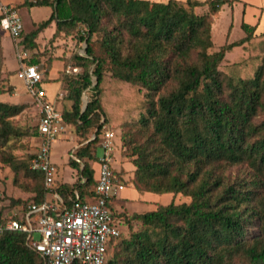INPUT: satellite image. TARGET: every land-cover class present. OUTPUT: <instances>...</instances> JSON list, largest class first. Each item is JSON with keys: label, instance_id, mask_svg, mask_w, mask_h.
Returning <instances> with one entry per match:
<instances>
[{"label": "trees", "instance_id": "1", "mask_svg": "<svg viewBox=\"0 0 264 264\" xmlns=\"http://www.w3.org/2000/svg\"><path fill=\"white\" fill-rule=\"evenodd\" d=\"M234 1L24 0L22 4L51 10L35 31L22 33L25 51L34 50L39 31L52 24L54 36L84 28L80 40L85 42V55L68 59L81 72L63 71L57 77L63 99L70 102L68 109L60 110L63 120L75 137H81L68 161L77 179L55 187L63 204L69 207L76 199L97 198L99 132L110 124L108 119L116 121L115 112L101 105L106 74L114 85L136 87L140 95L138 125L128 133L125 149L135 168L132 186L138 192L189 198L188 203L171 202L132 214L126 221H136L139 229L124 236L125 220L111 197L108 207L119 222L120 234L109 241L105 264H233L237 258L264 264V53L260 57L251 48L256 40L264 47V33L256 34V26L242 22L243 38L219 47L211 40L212 17ZM203 6L206 13L197 14L195 9ZM96 35L100 37L94 40ZM237 51L244 55L234 57ZM25 63L40 65L31 55ZM49 69V64L43 69L44 80ZM2 82L0 59V96L12 90ZM88 89L92 94L82 110V94ZM19 112L16 105L0 103V160L15 172L21 164L23 174L35 183L30 202L1 217L0 223L23 217L27 206L47 199L42 174L28 167L34 152L26 163L4 148L11 138L28 136L9 121ZM31 136L37 138V127ZM117 143L121 148L119 133ZM240 165L248 171L230 179L226 169ZM0 264L44 261L29 245L27 234L5 232L0 235Z\"/></svg>", "mask_w": 264, "mask_h": 264}, {"label": "rangeland", "instance_id": "2", "mask_svg": "<svg viewBox=\"0 0 264 264\" xmlns=\"http://www.w3.org/2000/svg\"><path fill=\"white\" fill-rule=\"evenodd\" d=\"M12 2L24 26V35L35 31L36 24L48 19L51 14V10L48 7H32L27 9L15 5L18 2H22L21 0H12ZM241 7V5H224L221 7L219 14L212 17L213 25L211 27V40L214 46L219 47L224 45L225 42L231 43L245 36V33L240 28ZM195 11L197 14H205L206 7L203 6L196 8ZM254 12H256L255 9L247 8L244 16L245 23L250 25L255 23L256 18L254 19ZM230 23H232L233 26L230 34L227 35ZM262 28L263 27L258 28L256 32H260L263 30ZM83 31L84 28L78 26L70 35L59 34L54 36V26L51 25L50 27L39 31L37 38L35 39L37 47L34 50L27 51L31 56L38 58L41 65L40 67H43L42 70H45L48 64L50 66V69L46 73L50 80L43 82L42 84V87L48 92V94L53 96L57 95L56 92L59 88L58 84L54 81L56 75L59 77L60 74H63V71L68 75L81 72V69L73 67L68 59L73 55H85L84 49L86 45L85 42L80 40ZM99 37V35H96L93 39H99ZM258 42L259 40H256L254 46L251 48H253V52L261 57L264 53V47L259 46L257 44ZM14 45L15 41H13L6 32L0 30L2 83L12 89L0 96V103L20 107V112L10 117L9 121H11L13 125L24 129L28 136L21 139L11 138L8 140L4 148L8 152H11L18 161L28 163L29 155L35 151L37 145V139H34L33 136H31L37 125V116L33 105L29 101L30 99L27 93L24 92L22 83L18 81L15 76L18 62L14 54ZM242 54V51H237L234 57L242 56ZM67 60L68 65L64 68L63 63ZM92 68L93 66L89 68V71H91ZM106 76L105 82L101 87L103 93L101 105L105 111H107L106 108H109L115 112V116L113 115V120H116L115 123L108 119L110 124H107V126L120 134V144L124 146H121V148H118L117 150L116 156H121V162L120 165H118V170L116 169V173H119L117 171H120L117 177L118 180L124 182L125 186L122 191L115 193L112 205L117 212H121V216L125 220L124 228L121 230L124 231V236H126L131 231L134 232L139 229V224L136 221L131 220L130 223L126 221L132 214L153 211L158 205H166L171 202L175 204L188 203L189 198L180 194L175 196L173 194L138 192L133 188L131 181L135 168L131 163V157L128 156L129 152H125V149H127L126 141L129 139L128 133L133 129V125H138L136 121L138 119L141 105L139 102L140 95L137 93L136 87L121 84L114 85L109 79L111 77L108 74H106ZM92 83L93 85L95 84L94 77H92ZM59 92L61 91L59 90ZM91 94L92 92L89 89L83 92L82 106L87 104ZM55 106L58 110L61 108L68 109L70 107V102L63 98L60 100H57L56 98ZM72 132V134H75L73 128ZM126 132L127 134L125 135ZM79 141H81L80 136L74 137L73 140H66V138L61 136L54 144H52L50 149V160L56 168L55 181L57 184L71 185L77 179L76 170L68 165V161L73 160L72 155L74 150L77 146L81 145ZM96 154L98 157L101 155L100 148L96 149ZM91 165L94 166V163H91ZM116 166V161H114L112 167L115 168ZM17 168L18 171L15 172L14 169L10 168L0 160V218L12 215L19 208L29 203L32 197L30 187L35 181H31L23 174L21 164H18ZM95 168L98 171V165H96ZM246 171H248L246 165H240L227 168L225 173L230 179H233L242 177ZM90 192L91 188L88 189V194ZM233 264L246 263L243 259L237 258L233 261Z\"/></svg>", "mask_w": 264, "mask_h": 264}, {"label": "built area", "instance_id": "3", "mask_svg": "<svg viewBox=\"0 0 264 264\" xmlns=\"http://www.w3.org/2000/svg\"><path fill=\"white\" fill-rule=\"evenodd\" d=\"M0 30L15 41L14 54L18 62L15 76L35 109L38 136L29 168L42 174L47 191V199L41 204L27 206L23 217L2 221L0 235L5 232L27 234L29 245L41 255L44 264H105L107 245L120 234L119 222L113 219L108 203L125 186L112 167L118 150L117 133L107 125L99 132L101 155L97 160L94 188L97 198L85 202L76 199L66 207L55 190L56 168L50 160V149L59 137L73 140L75 134L42 87L44 71L41 65L25 63L30 54L20 44L24 32L21 18L15 7L1 0Z\"/></svg>", "mask_w": 264, "mask_h": 264}, {"label": "crops", "instance_id": "4", "mask_svg": "<svg viewBox=\"0 0 264 264\" xmlns=\"http://www.w3.org/2000/svg\"><path fill=\"white\" fill-rule=\"evenodd\" d=\"M2 3L6 4V5H10V6H13L14 4H12V0H1ZM22 2H18L17 4L15 5H18V7H23L22 4L24 2V0H21ZM149 1H152V2H158V3H165L167 2L168 0H149ZM176 1H185V0H176ZM198 1H206V0H198ZM225 5H228V4H225ZM232 5H241V10H240V17H241V22H245L244 21V16H245V13H246V10L247 8H253L256 10V12L253 13V16H254V19H255V23L251 26H256V29H255V33L256 34H261V33H264V0H236L234 1L230 6ZM14 7V6H13ZM27 9H30L28 7H25ZM257 13V15H256ZM256 15V16H255ZM37 23V22H36ZM248 24V23H247ZM53 25V24H52ZM250 25V24H249ZM54 26V25H53ZM232 26L233 24L230 23L229 26H228V31H227V35L230 34L231 32V29H232ZM260 27H263L260 32H256L258 28ZM17 70V69H16ZM48 80H50L48 78V76L45 78L44 82H47ZM19 81V80H18ZM54 81L58 84V88L61 92H59V90L56 92L57 95L53 96V95H50L48 94V92L46 91V94H47V97L50 101H52L55 105V100L57 98V100H60L61 98H63V95H64V92L60 89V85H59V82L57 81V75L56 77L54 78ZM21 82V81H20ZM16 84V83H15ZM17 85V84H16ZM23 85V84H22ZM19 86V85H18ZM24 88V86H23ZM24 92H25V89H24ZM30 101V100H29ZM56 107V106H55ZM63 109V108H61ZM60 109V110H61ZM117 152H115V156H114V161H116V167L113 168L114 171L116 172V169L118 170V165H120V162H121V156L120 157H117ZM113 161V162H114ZM120 173V171H117ZM134 188V187H133ZM135 189V188H134Z\"/></svg>", "mask_w": 264, "mask_h": 264}, {"label": "water", "instance_id": "5", "mask_svg": "<svg viewBox=\"0 0 264 264\" xmlns=\"http://www.w3.org/2000/svg\"><path fill=\"white\" fill-rule=\"evenodd\" d=\"M85 107H86V104H84V105H83V108H82V110H84V109H85Z\"/></svg>", "mask_w": 264, "mask_h": 264}]
</instances>
